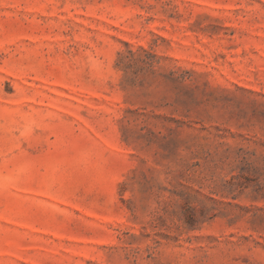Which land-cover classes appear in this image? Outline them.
Returning <instances> with one entry per match:
<instances>
[{"label":"rangeland","instance_id":"1","mask_svg":"<svg viewBox=\"0 0 264 264\" xmlns=\"http://www.w3.org/2000/svg\"><path fill=\"white\" fill-rule=\"evenodd\" d=\"M0 264H264V0H0Z\"/></svg>","mask_w":264,"mask_h":264}]
</instances>
